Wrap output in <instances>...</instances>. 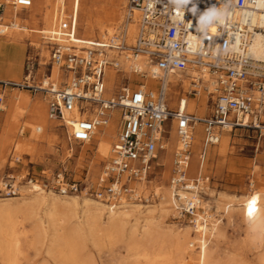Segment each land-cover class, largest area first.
Instances as JSON below:
<instances>
[{"label":"built area","instance_id":"obj_1","mask_svg":"<svg viewBox=\"0 0 264 264\" xmlns=\"http://www.w3.org/2000/svg\"><path fill=\"white\" fill-rule=\"evenodd\" d=\"M33 2L0 0V21L7 10H25ZM262 4L264 11V0ZM127 8L128 19L138 13V33L131 52L153 63L155 70L150 74L159 81L155 92L140 83L138 87H123L113 98L106 97L105 71L115 60L109 59L105 46L62 44L58 34L50 33L44 36L50 50L49 73L38 76L37 61L29 58L21 81L0 82L3 89L42 93L47 99V118L65 127L71 143H91L109 122L113 109H119L122 116L117 143L95 180L70 179L64 170L39 180L28 170L26 183L42 182L45 190L61 195L84 193L109 205L122 200L146 204L154 194L138 193L136 184L148 180L158 164L159 152L167 148L165 138L171 130L166 124L172 126L176 121L178 145L173 152L169 187L178 217L188 218L194 225L208 197L211 176L203 169L209 149L220 143L227 129L231 133L237 129L264 132V59L250 53L254 35L264 33V27L252 18L260 10L255 0H128ZM75 25V18L68 17L60 22L59 30L69 39ZM211 25L214 32L209 30ZM125 45L122 37L112 48L122 50ZM54 65L65 78L60 84L51 78ZM176 69L196 71L190 93L197 95L202 90L208 94V116L197 118L169 106L168 75ZM134 72L139 74L137 69ZM3 101L1 93L0 104ZM75 110L78 120L69 115ZM197 122L203 126V139L197 173H193L190 166ZM24 129L22 135L27 132ZM19 161L13 153L9 163ZM18 180V175L3 180L5 195H19ZM181 191L189 197H183Z\"/></svg>","mask_w":264,"mask_h":264},{"label":"bare ground","instance_id":"obj_2","mask_svg":"<svg viewBox=\"0 0 264 264\" xmlns=\"http://www.w3.org/2000/svg\"><path fill=\"white\" fill-rule=\"evenodd\" d=\"M255 1L260 12L253 15L252 18L255 23L264 27L262 0ZM50 3L51 0H34L33 6L28 8L30 14L26 19L22 17L23 10L21 9L17 12L7 10L3 21H0V46L10 42L14 45L16 52H21V43L30 35L29 28L38 29V31L44 32L45 35L46 33L58 34L57 40L62 44L72 43L83 48L90 47L95 42L96 45L105 46L104 49L109 59L115 60L105 71L104 95L106 97H115L116 93L113 94L112 89L115 86V78L119 73H129L131 78L137 77V75H146L143 83L144 87L152 89L153 92L156 91V85L159 81L150 74L151 70H155L152 69L153 63L146 57L141 55L136 57L131 52L138 33V13L134 15L133 19H128L127 10L124 14V0H113V8L109 11L104 9V17L99 15L100 12H97L96 20L93 17L98 8L97 10L88 9L84 11V15H88L82 24L84 33L79 34L77 30L79 25L76 24L77 21L75 20L76 25L69 39L62 35L63 32L59 30V25L68 17L73 19V13H62L60 16L57 15L56 9L46 12ZM120 17L121 20L118 22ZM41 24L45 26L41 27ZM209 30L214 32L216 29L211 25ZM122 37H124L126 44L123 49L112 48L118 44ZM34 47L40 50L42 57H48V55L50 57L49 47L44 45ZM250 48V53L253 56L264 59V33L258 31L254 35ZM46 63V61L42 62V64ZM134 69H137L139 74L135 73ZM52 70L51 78L60 84L65 79L62 78V71L56 65ZM107 74H110L109 80ZM195 75H197L196 71L171 70L168 75V82L171 83L166 86V90L168 94L172 95V97H168L170 100L169 106L172 109L181 108L194 114L197 118L203 119V114L208 106V94L201 90L195 97L187 95L191 91L193 76ZM69 76L72 77L73 73ZM178 84H181V90L174 88ZM107 90H109L108 93ZM26 102H28V97L22 96L17 104L23 105ZM42 107L41 112V107L34 110V115L41 120V124H32L30 127L31 137L36 140L44 138L47 129L51 126L50 124L54 122L47 118L45 105ZM69 115L73 116L75 120L80 118L78 110L69 113ZM111 115L109 122L104 126L107 127L108 134L98 136L100 139L98 144L107 147L103 152V156L112 153L114 144L118 139L116 122L120 121L121 126L122 116L120 110L113 109ZM12 121L13 125L18 122V116H15ZM169 127L174 138L176 121ZM195 127L194 150L202 145L203 139L202 124L197 122ZM103 128L98 130L97 134ZM10 131H12V128ZM8 133L7 136H9ZM175 139L172 140L171 136L165 138L167 148L172 141H177V147V136ZM230 141V129H227L222 133L220 147L214 150V154L216 155L219 151H228ZM191 163L190 170L194 173V160ZM144 183L146 181H143L140 185L136 184L138 193L144 192ZM41 184L42 182L40 184L38 182L26 183L23 189L18 192L19 195L22 194L24 197L0 199V258L3 264H20V254L23 253L26 244L46 247V253L54 259H58L61 264H82L80 256L81 250L85 247L86 239L93 241V245L99 246L106 241L124 240L127 231H129V236L125 238L127 240L126 250L128 260H132L131 264H240L234 259L222 261L212 249L210 240L213 237L221 236L219 229L221 220L213 217L210 212L212 208L206 202L202 204L204 210L195 217V224L190 227L192 230L181 231L180 229L175 232L173 239H171L172 244L169 247L165 245L167 241L164 240V236L166 234L159 233L158 236H154V226L160 228L156 219L176 212L173 203V191L169 186L165 187L163 191L159 187L156 188L158 190L154 191V197L156 196L159 199L157 206H145V204L126 200L119 203H110L109 205L86 194L61 195L52 190H45ZM181 194L183 197H189L190 195L182 191ZM250 194L249 196H243V198L235 195L226 204H224L223 198L217 197V209L224 204L223 209H226L229 216L238 211L243 222L253 228H258V226L264 228V189H254ZM146 195H148V192ZM155 212L158 213V217ZM131 217L135 218V223L128 229L127 225L130 223ZM140 221H143L144 225H142V230L140 229L139 232L138 225H140ZM27 223L32 224L29 227ZM151 242L153 245H151ZM154 244H157V246ZM260 260L264 264V255ZM120 264L127 263L121 262Z\"/></svg>","mask_w":264,"mask_h":264},{"label":"rangeland","instance_id":"obj_3","mask_svg":"<svg viewBox=\"0 0 264 264\" xmlns=\"http://www.w3.org/2000/svg\"><path fill=\"white\" fill-rule=\"evenodd\" d=\"M127 1L124 0L123 3V8H125L124 14L128 9ZM112 4L113 0H51L46 12L56 9L57 15L60 16L62 13H73V18L77 21H75L76 24L79 25L77 30L79 34H83L84 26L82 27V24L88 17L83 12L88 9L97 10L98 8V11L94 13L93 17L96 20L97 12H100L99 15L104 17V9L111 10L113 8ZM29 14L30 9L25 8L22 11V17L25 19L28 18ZM120 20L121 17L118 18V22ZM44 26V24H41V27ZM29 31L30 35L21 43V52H16L14 45L10 42L1 44L0 80H20L23 78L25 63L29 58L37 61V70L39 69L38 76L42 77L43 74L50 72L51 64L49 55L48 57H42L40 50L34 47L36 45L49 47L44 37L45 33L31 28H29ZM93 43V45H96L95 42ZM43 61L47 63L42 64ZM121 74L122 78L118 83V87L115 88L114 86L112 89L113 94H118L125 86L135 87L140 83L143 84L146 78V75L138 76L137 74V77L131 78L129 73H119L118 76L121 77ZM174 88L182 89L181 84L176 85ZM108 92L109 90H107ZM22 96H27L28 102L23 105H18L17 103ZM170 97H172L171 94ZM4 101V103L0 104V109H2L0 111V199L6 200L11 197H24L22 194L11 197L5 195L2 191V187L4 186L2 182L9 175H18V182L21 185L19 190H22L23 186L26 185L25 175L28 170L30 174L39 180H44L59 170H64L68 178L78 181L86 178L89 180H95L97 178L101 170H103L105 161L110 156H103V152H105L104 150L107 147L98 144L100 140L98 136L100 134H108L107 127H104L91 143L83 145L69 142L68 132L65 127L61 126L59 121H54L50 124L52 127L50 126L47 129L44 138L42 137L41 140H36L31 137L32 131H30V127L32 124H41V120L35 117L34 110L37 107L38 109L41 107V112L43 105H45L46 109V104L42 97L32 95L29 92L14 90L6 93ZM209 114L210 105L208 104L203 115ZM15 116H18V122L13 125L12 120ZM23 126L27 132L22 135L19 131H22L20 128ZM169 126L170 122L166 124L168 131L170 130ZM11 128L12 131H10ZM116 128L119 131L120 121L116 122ZM7 133L9 136H7ZM167 136H171L172 140H176L177 135L175 134L173 138V135L169 133ZM230 137L231 141L228 151H219L215 155L214 150L218 149L220 144L209 149L203 169L206 174L211 176L209 188L207 189L208 197L206 203L212 208L210 212L213 214V217L221 220L219 224L221 236L213 237L210 240V244L222 261L234 259L240 264H262L260 259L264 255V228L262 226L253 228L243 222L238 211L232 216H229L226 209H223V206L230 198L235 197V195L243 198V196L251 195L250 192L254 189H264V132L260 134L256 131L237 129L232 133L230 132ZM176 142L172 141L168 148L159 152L158 164H154L148 180L143 186L146 194L147 192L154 193L155 190H158L156 189L158 187L163 191L165 187L169 186L173 151L176 147ZM200 148L201 145L194 150L195 156L199 155ZM13 153L20 158L18 163H9ZM196 165L197 160L194 159V173H197ZM217 197L224 199V204L218 209L216 204ZM157 198L155 196L150 202L141 204H145V206H157L159 203V199ZM155 214L158 217V213L155 212ZM156 222L160 225V228L154 226V236H158L159 233L166 234L164 240L167 241L165 243L167 247L172 244L171 239H173L175 232L180 229L181 231L192 230L190 227L193 226L188 218L178 217L176 212L164 217H158ZM134 223L135 218L131 217L130 223L127 225L128 229ZM143 223V221H140V225H138L139 232L140 229L142 230ZM31 224L27 223V226L30 227ZM187 226L189 227L187 228ZM126 236H129V231H127ZM126 236L125 238H127ZM125 238L124 240L113 242H102L99 246L93 245V241L86 239L85 247L81 250V263L120 264L121 262H126L127 264H131L130 262L132 260H128L126 250L127 240ZM157 244L154 245L157 246ZM148 245L150 246V243ZM151 245H153L152 242ZM23 249V253L20 254V264H61L58 262V259H54V257L46 253V247L44 246L26 244ZM0 264H3L1 258Z\"/></svg>","mask_w":264,"mask_h":264},{"label":"crops","instance_id":"obj_4","mask_svg":"<svg viewBox=\"0 0 264 264\" xmlns=\"http://www.w3.org/2000/svg\"><path fill=\"white\" fill-rule=\"evenodd\" d=\"M29 60V59H28ZM26 64V63H25ZM24 71H25V69H24ZM24 74H25V72H23V78H24ZM110 77V74H107V79ZM23 78H21L20 80H0V82H8V81H15V82H18V81H21ZM121 78H122V74H121V77H119L118 76V74H117V77H116V80H115V88L116 87H118V83H119V81H121ZM109 80V79H108ZM14 90H17V91H24V92H29L30 94H32V95H36V96H41L42 97V99H43V101L45 102V104H46V112H47V99H46V97L42 94V93H32L31 91H29V90H19V89H12V88H10V87H8V88H6V89H3L2 88V86H1V84H0V94L2 93V94H4V100H5V97H6V93H8V92H11V91H14ZM181 90V89H180ZM40 94V95H39ZM187 95L189 96V97H195V96H197V95H195V94H192V93H190V92H188L187 93ZM5 101H3V103H4ZM2 109H0V111H1ZM1 113V112H0ZM205 116H208V115H205ZM253 132H255V131H253ZM200 152V151H199ZM199 154V153H198ZM200 155V154H199ZM199 155L198 156H195V155H193V159H192V161L194 160V159H196L197 160V164H198V162H199ZM197 166V165H196Z\"/></svg>","mask_w":264,"mask_h":264}]
</instances>
